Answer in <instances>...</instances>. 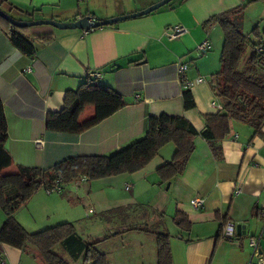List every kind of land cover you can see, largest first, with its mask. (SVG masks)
<instances>
[{"label": "crops", "instance_id": "0c3cea01", "mask_svg": "<svg viewBox=\"0 0 264 264\" xmlns=\"http://www.w3.org/2000/svg\"><path fill=\"white\" fill-rule=\"evenodd\" d=\"M159 1L4 0L2 6L11 17L17 15L16 20L69 23L88 16L106 20L130 15ZM242 7L235 18L245 19L246 14L249 19L245 27L241 23L243 34L264 44V28L259 26L264 0H172L149 14L87 32L30 30L32 35L54 36L50 43L37 46L33 57L12 46L0 30V100L8 134L4 148L13 169H48L68 158L112 155L145 135L150 116H182L199 134L183 173L168 183L160 182L157 170L173 158V143L163 146L135 173L76 181L58 195L39 190L14 213L17 222L29 233L70 223L83 240L110 235L98 245L108 264H157L154 236L126 231L140 225L170 235L173 264H248L249 237L259 238L264 256V127L254 135L248 125L232 121L229 135L218 143L219 159L200 136L205 129L203 117L216 113L207 81L219 67L223 39L217 25L204 28L203 23ZM249 23L252 28L244 32ZM176 25L187 32L169 40L167 30ZM206 39L209 52L213 48L214 52L198 57L194 50ZM183 64L187 70L179 74ZM92 73L100 74L93 84L117 92L125 106L78 134L46 130V114L59 111L65 92L76 90ZM184 77L205 79L189 89L195 103L189 110L183 107ZM89 109L87 116L93 113ZM195 198L204 200L201 209L190 206ZM178 211L187 216L190 231L182 232L173 223ZM118 213L120 225L112 224ZM5 218L0 212V229ZM227 223L234 226L232 239L223 236ZM118 236L120 246H111ZM56 252L67 256L59 249ZM0 254L7 264H43L32 248L22 252L0 244ZM73 264H82V256Z\"/></svg>", "mask_w": 264, "mask_h": 264}, {"label": "trees", "instance_id": "16d2710c", "mask_svg": "<svg viewBox=\"0 0 264 264\" xmlns=\"http://www.w3.org/2000/svg\"><path fill=\"white\" fill-rule=\"evenodd\" d=\"M3 2L0 0L2 11ZM243 8L212 16L203 23L204 28L217 25L223 36L220 69L213 76L214 97L222 104L223 110L205 115V129L200 133L216 159L221 155L218 143L229 135L232 121L248 125L254 130V135L261 134L264 127V77L258 75V70L264 67V44L253 42L234 24L235 16L241 14ZM0 30L12 46L28 57L34 56L37 46L46 45L54 38L52 33L32 35L31 28H17L1 18ZM258 48H262L261 53L256 51ZM92 81L88 79L76 90L65 92L63 107L46 114V130L78 134L125 106L117 92L95 85ZM182 100L184 109L195 107L189 90L183 91ZM90 107L92 115L83 118ZM198 135L192 124L182 116H150L145 135L112 155L68 158L48 169L18 166L15 172L4 174L2 170L12 165V159L4 148L8 134L0 100V212L6 217L0 229V244L22 252L32 248L43 264H73L80 256L82 264H108L98 245L110 235L102 239L83 240L70 223L29 233L17 222L14 213L40 189L52 187L55 182L63 189L83 178L94 181L140 171L163 146L173 143L176 148L173 158L157 170L160 182L168 183L183 173ZM172 221L182 232L191 229L187 216L182 212H176ZM126 231L152 234L156 240L157 264H173L168 233L149 230L147 225L130 227ZM58 249L67 256L62 257L56 252Z\"/></svg>", "mask_w": 264, "mask_h": 264}, {"label": "built area", "instance_id": "2783aa9c", "mask_svg": "<svg viewBox=\"0 0 264 264\" xmlns=\"http://www.w3.org/2000/svg\"><path fill=\"white\" fill-rule=\"evenodd\" d=\"M186 32H187L186 29L182 25H176V26L170 27L167 30L166 36L169 40H175V39L180 38L184 34H186ZM209 49H210V43L206 39L196 46L194 52L198 57H206L208 55ZM256 51L258 53H261L262 48H258V49H256ZM186 70H187L186 64L180 65L179 69H178V73L184 74ZM89 78H91L93 80L98 79V78H100V74L99 73H92V74H90ZM204 82H205V79L202 77H197L194 80H188L187 78L184 77V78H182V88L184 90H189L191 87L203 84ZM207 82L209 83V85L213 89L214 85H215L213 77L210 78ZM212 106L216 111H222L223 110L222 104L215 97L212 101ZM81 181H85V179L83 178V179H81ZM43 190L46 192V194L50 195L51 193H54V192H58V193L61 192L62 188L58 182H55L52 187H45V188H43ZM238 192L239 191H237L236 193H238ZM203 204H204V200L201 198H195V199L190 201V206L195 210L201 209ZM223 236L225 238H228V239H232L234 237V226L232 224L227 223L224 226ZM248 246L251 250V256H250V260H249L248 264H264V256L260 252V248H259V238L249 237L248 238ZM0 264H7L5 259H4V255H2V254H0Z\"/></svg>", "mask_w": 264, "mask_h": 264}, {"label": "water", "instance_id": "95a60500", "mask_svg": "<svg viewBox=\"0 0 264 264\" xmlns=\"http://www.w3.org/2000/svg\"><path fill=\"white\" fill-rule=\"evenodd\" d=\"M171 1L172 0H161V1L151 5L150 7L146 8L142 11H139L137 13H133L130 15H125V16L114 17V18L106 19V20H99V19L92 18V17L88 16V17L80 18L74 22H69V23H59V22H56L53 20L20 21V20H16V19L12 18L10 15L5 13L1 9H0V18L7 21L9 24H11L17 28H32V27H36V26H50V27L57 29V30H80V31L87 32V31L97 29V28H100L103 26L115 24L117 22H120V21H123L126 19H130V18L139 17V16L149 14V13L167 5ZM167 187H168V184H167Z\"/></svg>", "mask_w": 264, "mask_h": 264}, {"label": "rangeland", "instance_id": "374dc122", "mask_svg": "<svg viewBox=\"0 0 264 264\" xmlns=\"http://www.w3.org/2000/svg\"><path fill=\"white\" fill-rule=\"evenodd\" d=\"M177 1H179V0H177ZM177 3V2H176ZM241 15V14H240ZM14 17H16L17 15H13ZM13 16H12V18H13ZM245 19H241V18H238V17H236L235 19H234V24H237L239 27H240V29L243 31L244 30V28H243V26L245 27V25H247V23H248V21H249V19L247 18V16H246V14H245ZM243 24V26H242V24ZM258 24V23H257ZM260 28H264V20H263V23L261 24L260 23ZM218 27V26H217ZM256 27H257V25H256ZM252 28V26L250 25V23L248 24V27L245 29V31L244 32H246L247 30L249 31L250 29ZM41 29H52L50 26H36V27H32V31H36L37 33H40V31H41ZM218 29H220L219 27H218ZM219 31H221V30H219ZM223 38V37H222ZM254 39V38H253ZM222 44H223V39H222V41L220 42V45H219V57H217V60H218V69L216 70V73H218V71H219V69H220V63H219V59H220V53H221V49H222ZM212 52H214V48L212 49V51L211 52H209V53H212ZM208 53V54H209ZM264 69V67L263 68H260V70H258L259 71V73H258V75H261L262 77H264V72L263 71H261V70H263ZM215 73V74H216ZM89 108L86 110V115L85 116H87L88 115V112H89ZM13 172H15V169H13L12 168V166H9V167H7V168H5V169H3L2 170V173H4V174H10V173H13ZM81 180V179H80ZM80 180H79V182H80ZM40 191L42 192V193H44V194H46V192L43 190V189H40ZM60 193V192H59ZM58 192H54V193H51L50 195H58L59 194ZM113 222H112V224H115V223H117V224H119L120 225V213H118L117 214V216L115 217V218H113V220H112ZM149 226V225H148ZM112 244H111V246H120V236H118L117 238H115V240H112V242H111Z\"/></svg>", "mask_w": 264, "mask_h": 264}]
</instances>
